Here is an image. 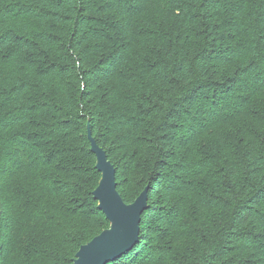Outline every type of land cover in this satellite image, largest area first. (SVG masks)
I'll use <instances>...</instances> for the list:
<instances>
[{
  "label": "trees",
  "instance_id": "trees-1",
  "mask_svg": "<svg viewBox=\"0 0 264 264\" xmlns=\"http://www.w3.org/2000/svg\"><path fill=\"white\" fill-rule=\"evenodd\" d=\"M87 125L148 185L107 264H264V0H0V264L108 227Z\"/></svg>",
  "mask_w": 264,
  "mask_h": 264
},
{
  "label": "water",
  "instance_id": "water-1",
  "mask_svg": "<svg viewBox=\"0 0 264 264\" xmlns=\"http://www.w3.org/2000/svg\"><path fill=\"white\" fill-rule=\"evenodd\" d=\"M87 138L100 172L93 198L109 225L78 248L73 264H107L130 250L139 240L141 213L148 206V185L130 202L125 203L117 190L116 170L106 152L92 136L87 125Z\"/></svg>",
  "mask_w": 264,
  "mask_h": 264
}]
</instances>
